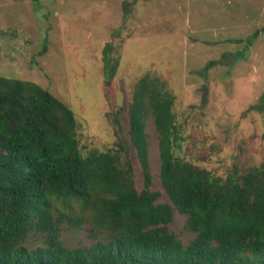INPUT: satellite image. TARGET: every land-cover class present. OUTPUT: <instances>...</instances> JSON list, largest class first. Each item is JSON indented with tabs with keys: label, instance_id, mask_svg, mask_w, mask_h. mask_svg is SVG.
Returning a JSON list of instances; mask_svg holds the SVG:
<instances>
[{
	"label": "rangeland",
	"instance_id": "rangeland-1",
	"mask_svg": "<svg viewBox=\"0 0 264 264\" xmlns=\"http://www.w3.org/2000/svg\"><path fill=\"white\" fill-rule=\"evenodd\" d=\"M109 42L120 66L106 86L103 49ZM214 60L219 64L201 76ZM146 75L160 78L175 97L178 156L221 176L264 162V111L252 110L264 94V0H0V76L33 81L68 105L79 120L83 149L115 144V116L129 143V104ZM147 132L151 188L161 192L157 203L173 207L168 229L188 246L196 233L186 230L188 215L162 187L152 118ZM131 157L142 190L141 167ZM64 212L85 218L80 226L68 218L60 223L67 247L107 240L108 232L93 229L79 207ZM45 240L32 232L25 244L34 249Z\"/></svg>",
	"mask_w": 264,
	"mask_h": 264
},
{
	"label": "trees",
	"instance_id": "trees-1",
	"mask_svg": "<svg viewBox=\"0 0 264 264\" xmlns=\"http://www.w3.org/2000/svg\"><path fill=\"white\" fill-rule=\"evenodd\" d=\"M119 66L109 42L103 49L106 86ZM174 105L160 78L142 77L129 104V143L115 116V144L88 150L68 105L33 81L0 76V264H264V162L221 176L181 158ZM255 107L264 111V94ZM149 118L159 136L162 187L188 215L186 230L196 233L188 246L168 229L173 207L157 203L161 192L151 188ZM74 207L88 213L93 229L107 231V240L67 247L60 223L85 221L64 212ZM32 232L46 235L45 246H26Z\"/></svg>",
	"mask_w": 264,
	"mask_h": 264
}]
</instances>
